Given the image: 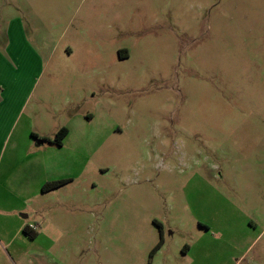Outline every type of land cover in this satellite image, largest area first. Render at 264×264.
Listing matches in <instances>:
<instances>
[{"label": "rangeland", "instance_id": "1", "mask_svg": "<svg viewBox=\"0 0 264 264\" xmlns=\"http://www.w3.org/2000/svg\"><path fill=\"white\" fill-rule=\"evenodd\" d=\"M0 86L19 264H264V0H0Z\"/></svg>", "mask_w": 264, "mask_h": 264}, {"label": "crops", "instance_id": "2", "mask_svg": "<svg viewBox=\"0 0 264 264\" xmlns=\"http://www.w3.org/2000/svg\"><path fill=\"white\" fill-rule=\"evenodd\" d=\"M12 29L10 30V32L13 35ZM15 29H18L19 30L18 32L23 34V28L20 24L17 25ZM5 94H6V89L0 86V140L3 139V141L0 142V157L3 154V152L8 151L9 146L7 142L9 143L14 136V139L11 142V146H10L11 157H15L17 155L18 149L22 147V144H25V145H28V155L31 160L35 156H37V152L33 151L31 147L32 146L31 138H33L32 134L36 136L37 134L31 133V136H30L31 138L29 141L27 139L28 135L25 136V132H20L19 128L17 130V123H18V120H20L19 119L20 109L22 107L18 103V100L15 101L14 98H11V96H9L10 98L5 97ZM37 146L42 147L43 145L37 144ZM218 232L223 237L224 244L230 250H233L235 252L244 251V248H245L244 242L246 240H249V241L252 240L250 237L251 234L259 235L260 237L261 234L264 233V231H262L261 233L259 231H218ZM17 234H19V231H16L15 235H14V231H0V264H19L18 256L20 254L18 253V250L14 246L15 241L17 239L16 236H18ZM229 236L235 237V238L231 240V239H228ZM39 238H40V234L37 236L36 239L32 240L31 242H36V240H38ZM253 245L254 243L252 244V246ZM251 247H249L247 251H249ZM190 252L191 251H189V253ZM246 252H243V253H246ZM242 258L243 257H241V259Z\"/></svg>", "mask_w": 264, "mask_h": 264}, {"label": "trees", "instance_id": "3", "mask_svg": "<svg viewBox=\"0 0 264 264\" xmlns=\"http://www.w3.org/2000/svg\"><path fill=\"white\" fill-rule=\"evenodd\" d=\"M69 130L66 127H62L54 136V138H45L43 139L44 142H48L49 144L55 145L57 147H62L63 142L65 138L68 136ZM32 137L34 139L38 138L36 135L32 134ZM70 180H58V181H51L47 182L42 187L43 193H48L54 190H57L67 184ZM161 229V228H160ZM23 233L29 237L31 240H34L38 236V232L34 231L31 227L26 226L23 229ZM163 245V238L161 237V240L158 244V246L155 248L154 252L158 251Z\"/></svg>", "mask_w": 264, "mask_h": 264}, {"label": "water", "instance_id": "4", "mask_svg": "<svg viewBox=\"0 0 264 264\" xmlns=\"http://www.w3.org/2000/svg\"><path fill=\"white\" fill-rule=\"evenodd\" d=\"M43 143H44L43 141H39L38 145H43Z\"/></svg>", "mask_w": 264, "mask_h": 264}, {"label": "built area", "instance_id": "5", "mask_svg": "<svg viewBox=\"0 0 264 264\" xmlns=\"http://www.w3.org/2000/svg\"><path fill=\"white\" fill-rule=\"evenodd\" d=\"M32 229H33V230H37V227L35 226V227H33Z\"/></svg>", "mask_w": 264, "mask_h": 264}]
</instances>
